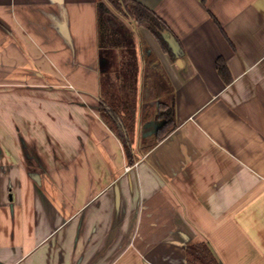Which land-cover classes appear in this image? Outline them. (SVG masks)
Wrapping results in <instances>:
<instances>
[{
	"label": "crops",
	"instance_id": "1",
	"mask_svg": "<svg viewBox=\"0 0 264 264\" xmlns=\"http://www.w3.org/2000/svg\"><path fill=\"white\" fill-rule=\"evenodd\" d=\"M136 1L177 58L130 21V88L105 0H0V264H190L200 242L264 264V0ZM106 88L136 108L134 164Z\"/></svg>",
	"mask_w": 264,
	"mask_h": 264
},
{
	"label": "trees",
	"instance_id": "2",
	"mask_svg": "<svg viewBox=\"0 0 264 264\" xmlns=\"http://www.w3.org/2000/svg\"><path fill=\"white\" fill-rule=\"evenodd\" d=\"M106 3V4H105ZM105 5L100 3L99 8V20L104 22L103 16H108L117 13L120 17L127 19V21H133L140 27L147 28L158 39L162 48L170 54L173 58H177V55L173 48L170 47L167 39L166 32H169L167 23L160 18L150 7L144 5L136 0H105ZM124 34V32H123ZM127 45L122 47L124 51L122 53L125 61L123 63L126 71V87L132 88L134 84V78L138 73L139 65L132 56V47L125 41ZM114 55V54H113ZM115 55L118 56L115 51ZM114 55V57H115ZM129 58H131L129 60ZM218 68L223 77L227 78V65L222 59L218 60ZM229 80V78H227ZM111 89L106 88L103 91L102 100L100 103V112L106 122L115 130L120 136L121 140L125 143L127 157L130 158V162L134 164L135 158L133 155V141L136 131V115L137 111L134 105L126 102L124 98L120 96L114 98ZM162 118H165V123L160 129L159 139H164L173 128L174 110L171 108L163 109ZM124 111V112H123ZM188 249V258L190 264H221L214 255L212 249L206 242H200L196 245H192Z\"/></svg>",
	"mask_w": 264,
	"mask_h": 264
},
{
	"label": "rangeland",
	"instance_id": "3",
	"mask_svg": "<svg viewBox=\"0 0 264 264\" xmlns=\"http://www.w3.org/2000/svg\"><path fill=\"white\" fill-rule=\"evenodd\" d=\"M116 20H117V26L115 27L113 32L116 31V32H119L120 34L122 33L123 40L130 43L132 36H133L132 35L133 27L131 26V22L127 21V19H124L122 17L121 19L116 18ZM108 30L111 31L110 29Z\"/></svg>",
	"mask_w": 264,
	"mask_h": 264
},
{
	"label": "water",
	"instance_id": "4",
	"mask_svg": "<svg viewBox=\"0 0 264 264\" xmlns=\"http://www.w3.org/2000/svg\"><path fill=\"white\" fill-rule=\"evenodd\" d=\"M180 61V60H179Z\"/></svg>",
	"mask_w": 264,
	"mask_h": 264
}]
</instances>
